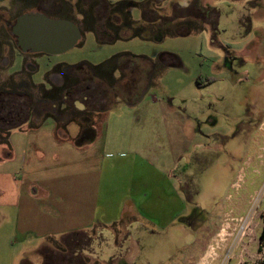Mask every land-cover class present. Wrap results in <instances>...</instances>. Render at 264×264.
Wrapping results in <instances>:
<instances>
[{
	"label": "rangeland",
	"instance_id": "374dc122",
	"mask_svg": "<svg viewBox=\"0 0 264 264\" xmlns=\"http://www.w3.org/2000/svg\"><path fill=\"white\" fill-rule=\"evenodd\" d=\"M70 1L73 7L78 0ZM128 1L134 6L125 8ZM108 4L130 14V27L116 35L103 28L98 34L84 31L69 52L38 57L32 80L44 85L58 65L100 66L119 55L157 64L139 104L117 99L95 124L100 144L107 142L116 154L103 187L123 193L124 161L148 160L154 156L151 148L163 144V172L172 164L170 148L178 152L177 188L165 194L180 197L181 215L163 230L137 217L155 234L136 225L128 232L124 225H111L101 241L89 245L84 236H69L56 249L69 255L85 248L83 256L73 258L77 264H264L259 240L264 223V0H101L94 12L104 27L111 16ZM182 18H191L193 29L176 32ZM137 29L143 32L135 35ZM15 60L10 72L22 66ZM115 77L117 94L130 97L138 87L132 77L118 72ZM68 127V136L78 132L76 124ZM16 130L19 146L23 136ZM5 222L8 214L0 209V264L41 261L30 252L42 249L46 240L15 239Z\"/></svg>",
	"mask_w": 264,
	"mask_h": 264
},
{
	"label": "crops",
	"instance_id": "0c3cea01",
	"mask_svg": "<svg viewBox=\"0 0 264 264\" xmlns=\"http://www.w3.org/2000/svg\"><path fill=\"white\" fill-rule=\"evenodd\" d=\"M137 104L139 101L128 105ZM145 130L146 125L142 131ZM79 131L70 136L63 131L60 140L55 122L49 120L38 128L25 125L16 130L23 136L19 146V140L14 141L15 131L9 144L0 146V209L9 219L5 224H10L15 239L25 241L33 235L37 240H46L42 249L30 252L37 253L41 261L20 258L21 264H77L73 258L83 256L86 249H77L69 255L65 249H56L64 238L84 236L91 245L97 239L101 241L103 230L115 223L117 227L124 225L127 232L136 225L150 235L155 232L141 225L137 217L163 230L181 215L180 197L165 194L167 189L175 193L179 179L175 176L179 161L175 162L178 152L174 148H170L172 164L165 172L163 144L151 148L154 156L148 160L124 161L128 173L124 192L120 193L103 187V175L114 169L111 162L116 154L110 153L108 143L102 140L100 144L98 135L94 137L92 133L86 135L90 141L76 144L74 137ZM165 132L170 142L166 129ZM59 235L62 238L56 242L54 239Z\"/></svg>",
	"mask_w": 264,
	"mask_h": 264
},
{
	"label": "flooded vegetation",
	"instance_id": "af4514ba",
	"mask_svg": "<svg viewBox=\"0 0 264 264\" xmlns=\"http://www.w3.org/2000/svg\"><path fill=\"white\" fill-rule=\"evenodd\" d=\"M100 1L78 0L73 8L70 0H0V139L11 137L13 131L20 130L25 125L30 128L31 125L36 124L35 121H54V117L58 120L60 117L66 119L67 114L61 113L59 104L60 102L68 104L70 89H67L62 98L56 101L49 98L54 86L60 88L68 82L65 76L74 81L79 80V94H82L79 103L81 110L85 109L89 90H94L95 99L102 97L107 102L116 99L117 89L106 95L103 83L93 78L91 66L85 64L73 68L58 65L48 74L47 84L43 85L42 91L39 85L33 82L32 77L36 70L37 58L45 54L23 53L17 46L18 41L15 34L19 19L27 14H42L52 19L72 20L77 25H81L82 18H77V15L84 12L81 11L82 6L85 7V12L94 11L99 8ZM70 14L75 16L70 17ZM114 23L120 24V21ZM101 25L97 20L99 31L103 28V31L107 32L106 25L105 27ZM17 58L22 66L19 70L10 72L9 69ZM59 68L60 72L53 73ZM186 221L190 222L189 219Z\"/></svg>",
	"mask_w": 264,
	"mask_h": 264
},
{
	"label": "trees",
	"instance_id": "16d2710c",
	"mask_svg": "<svg viewBox=\"0 0 264 264\" xmlns=\"http://www.w3.org/2000/svg\"><path fill=\"white\" fill-rule=\"evenodd\" d=\"M109 5V10L111 13L110 18L108 19V23L106 20V27L108 32H112L115 35L124 30L125 28L130 27V14L125 10L121 11L117 9V5ZM125 8L133 5L130 1L123 4ZM120 11V12H119ZM82 23L80 26L82 33L84 31H92L98 34L99 29L97 28V14L94 11L89 12H80ZM73 16H75L73 14ZM113 17H118L120 20V24H115L113 21ZM129 18V19H127ZM72 19V18H71ZM177 30L181 27H185L188 30L193 29L194 23L191 18H182L179 25L176 26ZM200 28H203L202 26ZM143 32V29H137L135 35ZM160 64V63H159ZM161 66V64H160ZM157 64L153 63L151 60L145 57H136L132 55H119L111 58L109 61L100 66H91L92 76L100 80L104 86V93L109 95L117 89L116 86V77L115 74L118 72L120 77H132L137 81L138 87L134 90L133 94L129 96H124L117 94L116 99L113 101L107 102L104 98H96L94 90H89L87 92L88 99L85 101V109L81 110L79 107L80 98H82V94H79L78 87L80 86L79 80H73L68 76H65L68 79V82L65 83L63 87L57 88L54 86L52 90V95L49 97L53 101L62 98L64 92L67 89H70L69 100L66 102H60L59 109L61 113L67 114V117L64 121H60L54 117V122L57 126V130L64 134L63 131L67 132V127L72 123L76 124L79 127V135L75 138L76 144L80 145L85 141H90L91 139L86 136L87 134H93L94 137L97 135V130L95 124L97 123L96 118H101L103 114L108 112L110 108L113 106L112 104L115 100L120 99L126 101L128 104H132L137 102L141 94L147 89L148 85L152 81V77L156 74ZM55 72H60V68ZM43 85H39V88L43 91ZM66 93V92H65ZM45 95V94H44ZM46 98V95H45ZM43 122L33 124L30 126V129L38 128L42 125ZM65 132V133H66ZM67 134V133H66ZM87 137V138H86ZM9 137L5 139H0V144H9ZM264 222V216H263ZM118 224H113V227H117ZM259 240L261 244V248H264V223L262 230L259 235Z\"/></svg>",
	"mask_w": 264,
	"mask_h": 264
},
{
	"label": "water",
	"instance_id": "95a60500",
	"mask_svg": "<svg viewBox=\"0 0 264 264\" xmlns=\"http://www.w3.org/2000/svg\"><path fill=\"white\" fill-rule=\"evenodd\" d=\"M17 46L23 53L59 56L74 49L82 40L80 27L72 20L27 14L15 29Z\"/></svg>",
	"mask_w": 264,
	"mask_h": 264
},
{
	"label": "built area",
	"instance_id": "2783aa9c",
	"mask_svg": "<svg viewBox=\"0 0 264 264\" xmlns=\"http://www.w3.org/2000/svg\"><path fill=\"white\" fill-rule=\"evenodd\" d=\"M242 221H244V219H243V218L239 219L237 222H240V223H242Z\"/></svg>",
	"mask_w": 264,
	"mask_h": 264
}]
</instances>
